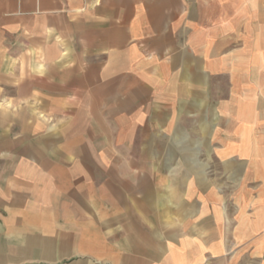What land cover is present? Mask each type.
<instances>
[{
  "label": "crops",
  "instance_id": "1",
  "mask_svg": "<svg viewBox=\"0 0 264 264\" xmlns=\"http://www.w3.org/2000/svg\"><path fill=\"white\" fill-rule=\"evenodd\" d=\"M263 260L264 0H0V264Z\"/></svg>",
  "mask_w": 264,
  "mask_h": 264
},
{
  "label": "rangeland",
  "instance_id": "2",
  "mask_svg": "<svg viewBox=\"0 0 264 264\" xmlns=\"http://www.w3.org/2000/svg\"><path fill=\"white\" fill-rule=\"evenodd\" d=\"M253 258H254V257H253ZM253 258H252L253 262H254V260H258V259H253ZM258 262H260V261H258ZM262 264H264V260H263V263H262Z\"/></svg>",
  "mask_w": 264,
  "mask_h": 264
}]
</instances>
